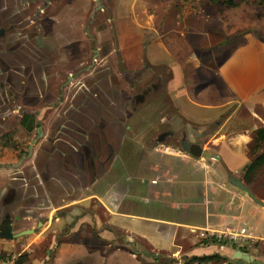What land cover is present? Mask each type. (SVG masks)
<instances>
[{
  "label": "rangeland",
  "instance_id": "1",
  "mask_svg": "<svg viewBox=\"0 0 264 264\" xmlns=\"http://www.w3.org/2000/svg\"><path fill=\"white\" fill-rule=\"evenodd\" d=\"M3 1L24 9L31 5L44 8L48 1L63 0ZM63 2L57 21L61 18L66 22V31L68 23L72 31L78 30L74 27L80 15L84 25L93 14L96 19L90 33L87 27L81 31L82 50L87 51L83 58L64 59L59 49L66 32L59 31L57 22L52 23L46 40L42 31L35 39L40 51L45 41V48L50 49V58L41 53L39 57L45 58L35 56L33 63V106L41 119L46 116L45 122H39L44 138L39 139L33 158L23 167L18 165L16 153L0 155V162L9 165L0 170V232L9 219L14 235L30 230L35 234L13 240L0 236V260L3 264L20 260L22 264H169L167 258L158 262L154 257H135L132 247L124 248L122 235L109 225L106 194L115 185L120 211L131 208L128 202L121 203L122 195L137 194L139 173L148 172L156 162L152 158L162 155L156 153L157 149L171 147L185 155V144L200 143L205 151L216 154L215 147L207 146L208 139L242 101H250L249 83H256L252 92L264 94V0H100L98 11L97 0ZM77 2L79 7L71 11ZM129 33L142 41V56L132 59L131 66L123 49V44L129 45ZM153 42L166 45L175 72L163 62L157 65L149 60L143 48ZM95 50L100 57L93 67ZM156 54L161 56L158 51ZM235 59L233 69L239 67L243 73H250L249 81L244 82L246 89L236 95L230 90L219 95L214 92L219 85L217 71ZM25 63V70L31 68V60ZM137 67L141 69L135 70ZM71 77L72 85L67 80ZM65 81L70 86L60 100ZM27 82L25 73L15 81L20 88H26ZM205 89L208 96L198 102L219 105L224 96L232 108L220 113L218 107L201 110L190 104L189 110L199 117L221 115L204 125L187 121L175 108L173 96L193 100ZM245 110L244 106L239 115L244 122L249 118ZM257 111L264 118L263 109ZM18 135L27 149L33 135ZM255 138L248 146L250 152L256 146ZM81 243H94L96 247H83ZM182 245L186 247L187 242ZM118 248L121 251L116 254ZM237 249L264 262V244L241 242ZM188 253L184 248L183 264H195L185 257ZM234 260L230 257L205 264Z\"/></svg>",
  "mask_w": 264,
  "mask_h": 264
},
{
  "label": "crops",
  "instance_id": "2",
  "mask_svg": "<svg viewBox=\"0 0 264 264\" xmlns=\"http://www.w3.org/2000/svg\"><path fill=\"white\" fill-rule=\"evenodd\" d=\"M128 43L126 46L123 44V49L126 50L128 66H131L132 59L140 60L142 56V41L130 34ZM143 49L151 62L157 65L163 62L174 70L175 63L165 44L153 42ZM235 63L236 59L228 60L217 71L219 85L214 92L221 95L223 91L225 93L230 90L236 95L237 91L246 89L247 83L244 82L249 81L250 73H243L239 67L233 69ZM138 69L141 68H135ZM249 84L250 101H242L238 109L222 123L219 122V131L208 139L207 146L217 150L215 155L208 152L211 157L199 159L191 157L187 152L184 155L171 147L157 149L156 153L160 152L162 155L159 159L152 156V161H156L155 165L148 172L139 173L137 194L122 195L121 203L128 202L131 208L120 211L121 204L115 201L118 196L115 185L106 194L105 209L109 215V225L122 235L124 248H133L135 257L143 255L136 254L137 248L138 253L143 251L157 256L154 260L158 262L167 258L169 264H183L182 253L186 248L189 253L185 257L192 259L195 264H205L194 259L217 256L228 260L235 256L237 245L241 242L264 244V205L256 203L246 192L230 183V178L241 181L264 204V167L260 169L261 173L258 171L247 177L248 170L254 163V155L248 146L255 133L264 129V118L257 111L259 107L264 111V94H259L258 90L252 92V87L256 85L254 81ZM182 91L188 93L187 89ZM207 96L205 89L198 96L195 95L193 100L177 94L172 100L178 113L187 121L204 125L216 121L220 113L229 106L232 108V103L223 100L224 96H221L222 103L219 105H203L198 102ZM237 103L239 102L233 104ZM190 104L199 106L201 110L218 107L220 113L215 118L199 117L189 110L192 107ZM244 106L249 114L245 122L239 116ZM150 172L153 177L148 175ZM242 230L245 233L234 239ZM184 242H187L188 247L182 245ZM81 246L96 247L94 243H81ZM108 246L112 247L110 244ZM120 251L118 248L116 254ZM75 264L87 263L80 261Z\"/></svg>",
  "mask_w": 264,
  "mask_h": 264
},
{
  "label": "flooded vegetation",
  "instance_id": "3",
  "mask_svg": "<svg viewBox=\"0 0 264 264\" xmlns=\"http://www.w3.org/2000/svg\"><path fill=\"white\" fill-rule=\"evenodd\" d=\"M63 1H48L44 3V8L31 5L24 9H20L17 6L18 4L10 5L0 0V155L6 154L7 152L11 154L16 153L19 156L18 165L22 167L25 162L33 158L34 146L39 142V139L44 138L43 127L40 126L39 122H45L46 119V116H44V119H41L39 111L34 110L33 106V84L36 69L33 63L35 62V56H37L36 59L39 60H43L45 58L44 56L50 58V49L45 48L48 47L45 41L43 43L45 49L43 48V50L40 51L36 45L39 44V41L35 39L41 37L40 31H42L43 34L45 32L42 37L43 41L46 40L50 34L47 33L50 32L49 28L53 27L52 23L57 22L59 31L66 32V35H62L63 39L60 41L61 48L59 49L64 59L70 57L74 59L79 57L83 58L87 51L84 52L82 50L81 31H83L84 27H87L88 29L91 28L87 31L90 33L96 19V15L93 14L90 20H88V24H85V26L83 24V18L80 15L74 27V29L78 30L73 31L69 28L67 20L68 29L66 31V22L61 21V18L59 22L57 21V17H60L62 13L59 10L61 6L64 5ZM97 4L98 6L95 11L101 9L100 2ZM78 7L77 2L76 5L71 8V11H76ZM55 11H58L57 15ZM34 15L36 18H34ZM71 33L75 34V36ZM88 37H92V35L88 34ZM91 42L92 46L95 45V40H91ZM67 52H69L70 55H66ZM41 53H43L44 56L40 58L39 55ZM94 53L93 67L96 65L97 58L100 57L98 50H95ZM29 60H31L32 66L25 70L27 67L25 62ZM24 73L28 75V82L26 88H20V85L16 84L15 81L17 80V76L22 78ZM72 77L67 78V80L71 82L69 83L70 85H72L73 82ZM68 86L65 81L59 93L60 100L65 97V90ZM45 94L46 99L49 100L50 92ZM19 132L25 135H33L32 141L28 144L27 149L24 148L25 140L21 141L19 138ZM35 133H37V139L34 138ZM186 145L187 144H185V147ZM189 145L192 150H197L198 147L204 150L200 143ZM8 167V163L0 162V170L1 168L5 169ZM9 235H12L13 238L16 236L14 235L12 223L9 219H6L1 228L0 236L2 238H8Z\"/></svg>",
  "mask_w": 264,
  "mask_h": 264
},
{
  "label": "water",
  "instance_id": "4",
  "mask_svg": "<svg viewBox=\"0 0 264 264\" xmlns=\"http://www.w3.org/2000/svg\"><path fill=\"white\" fill-rule=\"evenodd\" d=\"M98 3H99V0H98ZM186 152L193 158H199L200 159L202 157H211V154H209L208 152H205L200 147H198L197 150H192L191 146L189 144L186 145ZM230 183L234 187L242 190L243 192H246L256 203H258L260 205H264L263 203H261L260 201H258L256 199V197L244 186V184L241 181L230 178ZM34 233H35L34 230H31V231L23 232L19 235H16L15 237L19 238V237L27 236V235L34 234ZM5 239L13 240L14 238L12 237V235H9L8 238H5ZM135 252L138 255L143 254L144 256H146L148 258L154 257L155 259H157V256L152 255V254H147L146 252L138 253L137 248H135ZM234 257L236 259L235 262H230V264H238V263H240V264H242V263H244V264H264V262L258 261L254 257L245 255V254L240 253V252H237Z\"/></svg>",
  "mask_w": 264,
  "mask_h": 264
},
{
  "label": "trees",
  "instance_id": "5",
  "mask_svg": "<svg viewBox=\"0 0 264 264\" xmlns=\"http://www.w3.org/2000/svg\"><path fill=\"white\" fill-rule=\"evenodd\" d=\"M229 5L233 6V2H229ZM255 141L256 146L254 148V151L252 152L254 155V163L250 167L247 173L248 176H252L253 174H256L262 167H264V151L262 149L264 148V129H260L255 133ZM244 253H248V250H244ZM197 262L206 263V262H213V261H219L221 260L220 257H208V258H195L194 259ZM23 261L20 260L17 264H22Z\"/></svg>",
  "mask_w": 264,
  "mask_h": 264
},
{
  "label": "built area",
  "instance_id": "6",
  "mask_svg": "<svg viewBox=\"0 0 264 264\" xmlns=\"http://www.w3.org/2000/svg\"><path fill=\"white\" fill-rule=\"evenodd\" d=\"M244 233H245V230H242L241 233H240V235H235L233 238H234V239H238V238H240V236L243 235ZM0 264H3V263L1 262V260H0Z\"/></svg>",
  "mask_w": 264,
  "mask_h": 264
}]
</instances>
